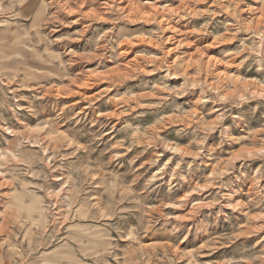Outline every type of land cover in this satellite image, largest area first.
<instances>
[{"label": "rangeland", "instance_id": "rangeland-1", "mask_svg": "<svg viewBox=\"0 0 264 264\" xmlns=\"http://www.w3.org/2000/svg\"><path fill=\"white\" fill-rule=\"evenodd\" d=\"M0 264H264V0H0Z\"/></svg>", "mask_w": 264, "mask_h": 264}]
</instances>
